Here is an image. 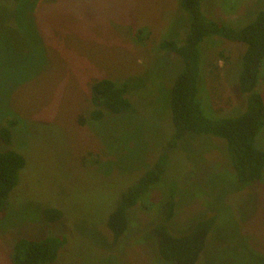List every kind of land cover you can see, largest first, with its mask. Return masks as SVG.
<instances>
[{"label": "rangeland", "instance_id": "1", "mask_svg": "<svg viewBox=\"0 0 264 264\" xmlns=\"http://www.w3.org/2000/svg\"><path fill=\"white\" fill-rule=\"evenodd\" d=\"M201 5L207 16L241 27L264 9V0ZM188 27L179 0H0V124L18 125L10 143L0 140V150L20 152L26 161L0 212V264H11L15 239L46 234L66 238L51 264H177L159 258L152 234L171 184L172 234L215 216L196 264H264V173L251 184L237 182L226 141L212 135L185 133L168 148L174 132L168 96L183 63L158 43L181 42ZM139 30L143 35L136 36ZM200 47L213 71L204 64L199 79L205 112H236L246 98L236 80L245 44L210 35ZM219 51L229 57L225 67ZM97 78L128 83L136 111L79 125V115L93 109L89 87ZM259 78L264 102V61ZM254 146L264 150V125ZM162 152L168 159L161 180L129 209L128 229L114 241L108 214ZM46 207L63 216L47 221Z\"/></svg>", "mask_w": 264, "mask_h": 264}, {"label": "trees", "instance_id": "2", "mask_svg": "<svg viewBox=\"0 0 264 264\" xmlns=\"http://www.w3.org/2000/svg\"><path fill=\"white\" fill-rule=\"evenodd\" d=\"M202 2L203 0H179V5L188 15V32L181 42L163 38L158 43L160 49L176 54L183 63L168 96L174 126L168 148L175 146L185 133L208 134L224 139L231 154L237 182L248 185L261 180L264 173V150L254 146L257 132L264 125V102L256 89L264 61V9L260 10L251 22L241 27H234L231 25L233 22H229L230 24L220 22L215 20V17L204 14ZM144 31L150 34L148 29ZM140 33V30L136 31L135 35L138 36ZM210 35L245 44L241 54V68L236 80L238 90L246 95V98L245 105L234 113L243 111L236 115L231 113L210 117L202 105L199 79L204 64L208 65V74H213V71H210L211 64L202 59L203 51L200 45L204 38ZM224 52L219 51L218 55L224 61L225 67L229 57ZM89 91L93 109L87 117L79 115V125H84L87 121H100L106 113L132 114L136 111V106L131 100L135 96L131 93L128 83L97 78L91 81ZM3 123L0 124V140L10 143L12 129L18 126L17 122L8 119ZM165 153L162 152L149 169L139 174L127 186L115 208L108 214L106 225L114 241L128 229L129 209L133 206L138 208L137 203L142 197L149 195L161 180L168 159V154ZM25 164V158L20 152L12 149L0 150V212L6 208L10 192L18 182L20 184V171ZM175 193L174 184L165 190L161 219L152 229V234L158 241L157 255L161 260L171 263L196 264L205 248L208 234L213 228L215 216L207 215L208 217L200 218L186 234L180 236L172 234L168 224L175 214ZM150 205H154V202L151 201ZM141 206L145 209L149 208L148 204ZM43 216L47 221L54 222L61 219L63 212L58 208L46 207ZM65 243L66 238L57 234H46L37 238L19 237L14 240L10 249V262L11 264H51Z\"/></svg>", "mask_w": 264, "mask_h": 264}]
</instances>
